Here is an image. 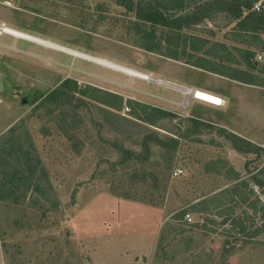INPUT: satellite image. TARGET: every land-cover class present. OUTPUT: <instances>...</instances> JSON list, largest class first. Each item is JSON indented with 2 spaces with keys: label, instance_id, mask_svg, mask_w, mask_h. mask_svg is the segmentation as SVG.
<instances>
[{
  "label": "rangeland",
  "instance_id": "374dc122",
  "mask_svg": "<svg viewBox=\"0 0 264 264\" xmlns=\"http://www.w3.org/2000/svg\"><path fill=\"white\" fill-rule=\"evenodd\" d=\"M179 1L175 15L201 0ZM135 20L115 0H0V26L151 76L0 29V146L16 157L0 158V264H264V232L245 235L230 219L264 222V190L253 178L264 182V151L242 153L223 134L264 148V20L244 31L214 11L180 30L197 49L187 46L179 59L164 55V41L145 50ZM244 69L257 84L227 75ZM65 78L78 89L50 99ZM193 88L222 104L185 91ZM108 92L120 106L103 101ZM19 146L28 155L16 156ZM13 171L26 180L4 193L14 180L1 172ZM240 179L244 194L234 198Z\"/></svg>",
  "mask_w": 264,
  "mask_h": 264
},
{
  "label": "trees",
  "instance_id": "16d2710c",
  "mask_svg": "<svg viewBox=\"0 0 264 264\" xmlns=\"http://www.w3.org/2000/svg\"><path fill=\"white\" fill-rule=\"evenodd\" d=\"M173 0H149L148 2L142 0H115V2L125 8L126 11L132 12L134 17L136 18L134 22V26L137 27V32L141 34L143 38L142 47L147 51H157L158 46L161 41L165 42V50L164 55L169 56L174 59H179L180 56L186 54V47L189 46L192 49H197L195 45L194 36L184 35L181 38L180 30L184 26H190L198 23L205 17H208L214 11H226L230 17L236 19L237 22L235 26L244 30H257L262 28L261 21L264 20V4L257 10L253 8L255 1L258 0H201L199 3H196L193 6V12L184 15H175L169 11L171 9V4ZM176 2H180L179 0H175ZM141 23V24H140ZM148 24L149 29H145L143 24ZM161 27L163 29L161 37H158L155 33L156 29ZM163 32H165L163 34ZM167 32V33H166ZM173 36L175 39H173ZM162 38V39H161ZM246 63L248 67L251 69H255L258 67V62L251 59L249 55H251V51H246ZM186 61L192 65L203 67L197 60L186 59ZM239 74L237 70H233L230 74H227L229 77L233 79H237L239 81L249 83V84H257L255 81V74L250 71L242 70ZM220 73V72H219ZM78 89L76 81L65 78L55 89L48 93V97L52 100H56L62 95L68 94L71 90ZM118 95L115 93H107L106 97H104L103 101L111 106H120V100H117ZM159 116L172 115L171 112L165 111L160 108H153ZM195 122V120H193ZM196 122L200 123L201 121L196 120ZM224 135H227L231 138L234 147L240 150L242 153L249 152H258L264 151V148L253 143L252 141L232 132H224ZM174 143H176L175 139H172ZM12 150V149H11ZM15 155L21 153L22 155H28L27 151H24L22 146H19V149H16ZM25 152V153H24ZM6 155H11L12 158L16 159L13 156L8 148H2L0 146V158ZM17 156V155H16ZM18 159H21V156H18ZM27 160L22 163L25 165H29ZM4 163V162H3ZM5 168V167H3ZM231 169V168H230ZM30 174V172H27ZM235 178H239L238 174L235 173ZM10 176L12 180H14L12 184H4V188L2 191L4 193L13 194L17 192L18 188V180L21 178L22 180H26V176L24 174H20L19 171H13L12 174L1 172V177ZM255 183L264 190V182H260L257 179V176L254 175ZM245 183V180L240 179L236 183H234L230 189L232 190L233 196L235 195L241 196V193L244 194L241 188V185ZM26 190V189H25ZM24 190V191H25ZM228 189L221 188L220 190L213 193L210 197H204L200 201H197L193 206L199 205L201 203L209 201V199H215L219 195L223 194ZM264 192V191H262ZM235 193V194H234ZM242 194V195H243ZM242 197V196H241ZM2 198V195L0 196ZM236 200V199H235ZM234 200V201H235ZM256 204L252 207L255 212ZM185 211H181V215H183ZM226 216H230V213L226 211ZM231 221L236 224L238 228V232L244 233L248 236H256L260 232H264V222L257 224H253L250 226L245 225L243 219L240 216L230 217ZM223 222L227 220V217L222 219Z\"/></svg>",
  "mask_w": 264,
  "mask_h": 264
},
{
  "label": "bare ground",
  "instance_id": "6f19581e",
  "mask_svg": "<svg viewBox=\"0 0 264 264\" xmlns=\"http://www.w3.org/2000/svg\"><path fill=\"white\" fill-rule=\"evenodd\" d=\"M0 29L3 32H6V33L11 34V35H14L16 37H24V38L29 39V40H33V41H36V42H39V43H42V44H46V45L51 46L53 48H56V49H59V50L65 51V52H69V53H72L74 55H77V56H80V57H84L86 59H90V60L98 62V63L105 64V66L108 65V66L113 67V68H115L117 70H121L123 72H126L129 75L140 77L141 79L142 78L143 79H151V76L149 74L144 73V72L132 70V69L117 65L115 63L108 62V61H106L104 59H100L99 57L96 58V57H93V56H90V55H86V54H84L82 52L78 53V52L71 51L69 49H66L67 47L65 48V47H62L59 44H55V43H51V42H47V41L41 40V39H39V38H37L35 36H31L29 34H26V33L22 32V31H19L17 29L11 28V27H9L7 25L0 26ZM185 91L187 92V94L191 93V94H193L195 97H197L199 99H203L205 101H210V102H217V98H215V97L211 96L210 94L205 93V92H203L201 90L186 89Z\"/></svg>",
  "mask_w": 264,
  "mask_h": 264
},
{
  "label": "crops",
  "instance_id": "0c3cea01",
  "mask_svg": "<svg viewBox=\"0 0 264 264\" xmlns=\"http://www.w3.org/2000/svg\"><path fill=\"white\" fill-rule=\"evenodd\" d=\"M193 89L201 90V91H203V92H205V93H208V94H210L211 96H213V97L218 98L219 100H221V101H218V102H210V101H206L207 103H209V104H211V105H214V106H220V105L222 104V98H221L220 96H218L217 94H214V93H212L211 91L206 90V89H201V88H193ZM196 98H197V97H196ZM198 100H199V99H198ZM201 100H203V99H201ZM203 101H205V100H203Z\"/></svg>",
  "mask_w": 264,
  "mask_h": 264
},
{
  "label": "built area",
  "instance_id": "2783aa9c",
  "mask_svg": "<svg viewBox=\"0 0 264 264\" xmlns=\"http://www.w3.org/2000/svg\"><path fill=\"white\" fill-rule=\"evenodd\" d=\"M253 8H256L258 10L259 4L258 3H254ZM258 58L260 59L261 56H258ZM186 216L189 218V215L188 214H186Z\"/></svg>",
  "mask_w": 264,
  "mask_h": 264
}]
</instances>
